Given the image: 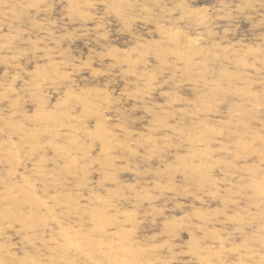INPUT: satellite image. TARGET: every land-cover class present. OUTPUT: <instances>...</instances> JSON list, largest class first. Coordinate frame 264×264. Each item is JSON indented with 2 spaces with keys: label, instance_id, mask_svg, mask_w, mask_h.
<instances>
[{
  "label": "rangeland",
  "instance_id": "1",
  "mask_svg": "<svg viewBox=\"0 0 264 264\" xmlns=\"http://www.w3.org/2000/svg\"><path fill=\"white\" fill-rule=\"evenodd\" d=\"M0 264H264V0H0Z\"/></svg>",
  "mask_w": 264,
  "mask_h": 264
}]
</instances>
